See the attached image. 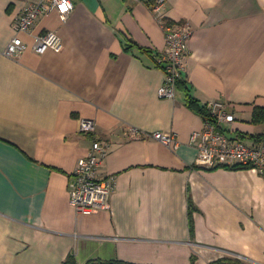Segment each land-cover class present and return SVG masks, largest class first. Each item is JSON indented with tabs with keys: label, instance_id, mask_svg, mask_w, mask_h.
<instances>
[{
	"label": "crops",
	"instance_id": "obj_1",
	"mask_svg": "<svg viewBox=\"0 0 264 264\" xmlns=\"http://www.w3.org/2000/svg\"><path fill=\"white\" fill-rule=\"evenodd\" d=\"M30 1L0 0V264H264V175L196 167L189 140L204 120L187 105L228 103V135L263 134L252 117L264 108V0H71L65 23L52 11L15 34ZM160 20L193 31L172 100L158 96ZM49 31L63 50L36 54ZM15 36L23 50L10 58ZM157 132L175 133L177 149ZM93 141L109 146L99 178L115 189L108 211L79 216L72 176Z\"/></svg>",
	"mask_w": 264,
	"mask_h": 264
},
{
	"label": "built area",
	"instance_id": "obj_2",
	"mask_svg": "<svg viewBox=\"0 0 264 264\" xmlns=\"http://www.w3.org/2000/svg\"><path fill=\"white\" fill-rule=\"evenodd\" d=\"M155 9L165 0H152ZM56 11L61 23H65L73 11L71 0H31L13 18L15 34L27 33L37 20ZM165 36V50L161 54L165 79L158 92L161 99H175L177 83L186 80L188 44L193 31L188 24H167L160 20ZM22 41L15 36L4 54L17 58L23 50ZM63 43L57 32L49 31L36 38L33 51L42 55L47 51L60 53ZM210 117L204 120L201 130L193 132L189 144L197 150L195 166L213 169H244L264 175V138L230 136V125L235 121L233 108L225 102L215 101L207 109ZM80 131L91 134L95 126L90 120L80 122ZM153 139L173 150L178 147L175 133L153 134ZM109 146L93 141L88 154L77 161L71 182L70 204L79 216H90L110 209V199L115 189V178H99V170L108 155Z\"/></svg>",
	"mask_w": 264,
	"mask_h": 264
},
{
	"label": "trees",
	"instance_id": "obj_3",
	"mask_svg": "<svg viewBox=\"0 0 264 264\" xmlns=\"http://www.w3.org/2000/svg\"><path fill=\"white\" fill-rule=\"evenodd\" d=\"M167 24H169V22H167ZM160 66L163 68L162 65H160ZM179 86H184V89H186V81H184V80L179 81L177 83V88H179ZM187 105L190 109L197 112L203 118V120H206L210 117L207 109L200 108L198 105V102L195 99L188 98ZM252 124L262 125L264 127V108H256L255 109V111L253 113V117H252ZM253 138H257V139L264 138V130H263V134H261L259 136H253ZM191 208H192V206L190 205V213H191ZM65 264H77V263L75 262V260L72 256H69L66 259ZM86 264H132V263L119 261V260H113V261H103V262L102 261H91V262H88ZM213 264H240V263H238L236 261L228 260V259H225V260L223 259V260L216 261Z\"/></svg>",
	"mask_w": 264,
	"mask_h": 264
}]
</instances>
